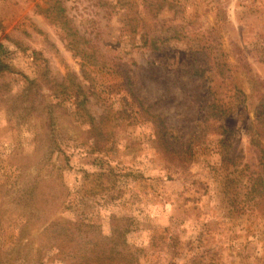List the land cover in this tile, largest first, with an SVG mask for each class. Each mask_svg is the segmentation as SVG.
Masks as SVG:
<instances>
[{
  "label": "rangeland",
  "instance_id": "1",
  "mask_svg": "<svg viewBox=\"0 0 264 264\" xmlns=\"http://www.w3.org/2000/svg\"><path fill=\"white\" fill-rule=\"evenodd\" d=\"M0 42V264L114 214L136 264H264V0H0Z\"/></svg>",
  "mask_w": 264,
  "mask_h": 264
},
{
  "label": "trees",
  "instance_id": "2",
  "mask_svg": "<svg viewBox=\"0 0 264 264\" xmlns=\"http://www.w3.org/2000/svg\"><path fill=\"white\" fill-rule=\"evenodd\" d=\"M57 18L62 22L63 26L68 29L69 35L72 36V39L76 44L74 45L76 52L80 53L83 50L85 51L86 48H88V42L79 39L78 31L69 27V19L64 15L63 9L58 13ZM152 46L154 49H159L155 42ZM4 51V44L0 42V71H4L8 68L7 63L2 59V53ZM62 86L63 87H61L60 90L64 92L67 89V86L64 83H62ZM84 102L85 100L83 101V105ZM258 119H260V122L263 121L261 118ZM164 135V132L156 135V141L159 143L162 153L167 155L168 158H171L169 155L176 158V153L178 152L168 144L169 141L166 140ZM256 140L257 143L261 145L260 137L252 138V141L255 142ZM100 142H102V140H99V137L96 135L95 143L97 145L100 144L101 147L104 142ZM185 152L186 154H189L187 150H185ZM178 161L183 164L187 163V160L183 159V156L178 158ZM109 224L110 229L106 230L100 222L67 219L52 222L47 229L55 236H64V242L68 244L72 251H74L73 257L67 260L68 264H136V253L131 251H120L117 247L130 231L128 223L122 225L119 224L118 215L114 214L111 216ZM177 243L179 244V242ZM176 253H179L178 246Z\"/></svg>",
  "mask_w": 264,
  "mask_h": 264
}]
</instances>
